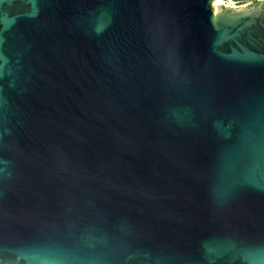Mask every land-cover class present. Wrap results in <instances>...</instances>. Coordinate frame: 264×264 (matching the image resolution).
<instances>
[{"label": "water", "instance_id": "1", "mask_svg": "<svg viewBox=\"0 0 264 264\" xmlns=\"http://www.w3.org/2000/svg\"><path fill=\"white\" fill-rule=\"evenodd\" d=\"M0 264H264V7L0 0Z\"/></svg>", "mask_w": 264, "mask_h": 264}, {"label": "built area", "instance_id": "2", "mask_svg": "<svg viewBox=\"0 0 264 264\" xmlns=\"http://www.w3.org/2000/svg\"><path fill=\"white\" fill-rule=\"evenodd\" d=\"M255 3L263 4L264 0H227L222 5L226 8L253 7Z\"/></svg>", "mask_w": 264, "mask_h": 264}, {"label": "rangeland", "instance_id": "3", "mask_svg": "<svg viewBox=\"0 0 264 264\" xmlns=\"http://www.w3.org/2000/svg\"><path fill=\"white\" fill-rule=\"evenodd\" d=\"M221 1H222V4L227 2V0H221ZM222 4H221V6H223ZM223 7H224V6H223ZM247 8H250V7L233 8V9H247ZM231 9H232V8H231Z\"/></svg>", "mask_w": 264, "mask_h": 264}, {"label": "bare ground", "instance_id": "4", "mask_svg": "<svg viewBox=\"0 0 264 264\" xmlns=\"http://www.w3.org/2000/svg\"><path fill=\"white\" fill-rule=\"evenodd\" d=\"M217 5L220 7V5L222 4V1L221 0H215Z\"/></svg>", "mask_w": 264, "mask_h": 264}, {"label": "trees", "instance_id": "5", "mask_svg": "<svg viewBox=\"0 0 264 264\" xmlns=\"http://www.w3.org/2000/svg\"><path fill=\"white\" fill-rule=\"evenodd\" d=\"M257 5H259V4H258V3H255V4H254V6H257ZM263 7H264V3H263Z\"/></svg>", "mask_w": 264, "mask_h": 264}, {"label": "flooded vegetation", "instance_id": "6", "mask_svg": "<svg viewBox=\"0 0 264 264\" xmlns=\"http://www.w3.org/2000/svg\"><path fill=\"white\" fill-rule=\"evenodd\" d=\"M258 6H261V7H263V4H259Z\"/></svg>", "mask_w": 264, "mask_h": 264}]
</instances>
